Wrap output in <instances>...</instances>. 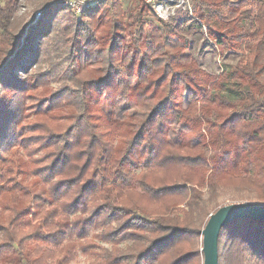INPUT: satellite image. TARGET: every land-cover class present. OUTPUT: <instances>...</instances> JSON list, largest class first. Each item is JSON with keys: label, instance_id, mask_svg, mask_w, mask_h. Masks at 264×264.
Masks as SVG:
<instances>
[{"label": "trees", "instance_id": "obj_1", "mask_svg": "<svg viewBox=\"0 0 264 264\" xmlns=\"http://www.w3.org/2000/svg\"><path fill=\"white\" fill-rule=\"evenodd\" d=\"M130 1L60 26L67 8L45 0L20 29L21 0H0V264H202L222 191L264 205V0L214 22L223 2L199 0L206 25L236 24L218 44L246 51L216 77ZM217 248L218 264H264V221L223 226Z\"/></svg>", "mask_w": 264, "mask_h": 264}, {"label": "rangeland", "instance_id": "obj_2", "mask_svg": "<svg viewBox=\"0 0 264 264\" xmlns=\"http://www.w3.org/2000/svg\"><path fill=\"white\" fill-rule=\"evenodd\" d=\"M45 0H21L20 5L18 7V11L15 16V25H18L20 29L25 28L26 25L32 20L37 19L38 13L40 12L38 9V5ZM98 1V0H97ZM97 1L89 5L88 7L82 9L79 13H76L70 6H67V9H64L57 13L56 21L60 22V26H67L70 24L69 19H74L79 17L80 14L85 12L87 9L92 7ZM105 3H109L112 10L126 12L127 10L133 8L132 2L130 0H102ZM145 5V11L149 12L146 16L144 15L142 20L147 22V25L156 27L159 29L165 28L167 34L170 36V39L173 42H179L180 46L184 49V55H190L193 57L200 65V69L211 75V76H218L221 70L233 68L235 64L238 62L239 58L246 55L245 48L234 50L221 47L217 42V37L219 34L224 36V32L222 29L228 26V28L233 27L234 23L229 24H219L217 27L212 25H206L204 20L201 17L204 15L200 11L199 7V0H142ZM208 2L210 0H207ZM214 1H222L223 5L220 7H215V10L212 9L211 12L207 13V17L210 16V22L215 20L216 16L218 15L217 12L224 11L226 12L225 8H233L234 10H239L240 4L246 2L245 0H214ZM242 2V3H241ZM51 4V2L49 3ZM244 5V3H243ZM70 7V8H69ZM63 9V8H62ZM247 10L242 7L240 11ZM239 12V11H238ZM214 14V15H213ZM95 18H104L103 16L109 17L106 13L95 14ZM99 16V17H98ZM246 16V13H244ZM198 23V30H194L195 32L192 33L189 30L188 26L192 23ZM127 23V20L124 21ZM151 23V24H150ZM153 24V25H152ZM147 25L144 27V30L147 29ZM164 26V27H163ZM177 30L184 29L185 36L183 40H178L177 37L174 36ZM188 28L189 30H186ZM19 29V31H20ZM193 29V28H192ZM18 31V32H19ZM175 32V33H174ZM188 32H190L188 34ZM129 41V38H126V42ZM52 41H50L51 43ZM49 43V44H50ZM55 58V53L51 55ZM57 59L60 58V53H56ZM260 60L264 59V51L260 53ZM46 67L45 65H43ZM167 72V69H165ZM169 74V73H168ZM58 84H48L45 90V96H48L51 92H55L58 90ZM32 94L31 92H27L24 97L23 101L30 104L29 101L26 100V96ZM192 103L191 96L189 93L185 92L183 96V106L187 107ZM148 104H151L149 102ZM69 110L65 112L68 113ZM241 203H249L254 204L253 197L249 194H238L232 191H222L219 194V198L216 201V204L219 206L230 205V204H241ZM210 207H214L211 205ZM71 264H89V259L82 255H79L77 259L72 262Z\"/></svg>", "mask_w": 264, "mask_h": 264}, {"label": "water", "instance_id": "obj_3", "mask_svg": "<svg viewBox=\"0 0 264 264\" xmlns=\"http://www.w3.org/2000/svg\"><path fill=\"white\" fill-rule=\"evenodd\" d=\"M40 13H38L39 16ZM238 219L264 221V205L241 203L219 207L201 230L202 264H218V235L221 228Z\"/></svg>", "mask_w": 264, "mask_h": 264}, {"label": "built area", "instance_id": "obj_4", "mask_svg": "<svg viewBox=\"0 0 264 264\" xmlns=\"http://www.w3.org/2000/svg\"><path fill=\"white\" fill-rule=\"evenodd\" d=\"M97 0H57V3L67 7L70 6L76 13H79L82 9L88 7ZM69 7V8H70Z\"/></svg>", "mask_w": 264, "mask_h": 264}]
</instances>
